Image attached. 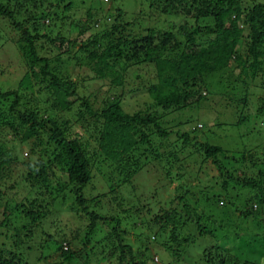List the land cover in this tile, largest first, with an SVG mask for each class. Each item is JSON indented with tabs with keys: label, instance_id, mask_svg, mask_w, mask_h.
I'll return each instance as SVG.
<instances>
[{
	"label": "rangeland",
	"instance_id": "374dc122",
	"mask_svg": "<svg viewBox=\"0 0 264 264\" xmlns=\"http://www.w3.org/2000/svg\"><path fill=\"white\" fill-rule=\"evenodd\" d=\"M0 1L4 4L9 2ZM67 1H45L48 9H51L49 13L55 12L57 18L54 22L50 18L47 19L45 23L51 26L48 29L40 28L39 32L46 33L51 38L58 35L76 41L59 51L52 50L51 47L38 49V55L46 57L51 66H58L59 74L68 76L77 83L79 93L85 96L94 111L97 112L105 102H111L112 99L118 101L127 113L148 111L154 114L153 107H149L151 98L147 91L148 86L156 79L155 66L152 62H135L136 59L128 61L126 68L120 72V83H111L112 76L100 77L88 64L83 63L86 52L79 49L81 41L87 38L92 29L99 26L97 24L93 27L88 26L91 29L80 35L81 24L89 20L86 11L91 5V10L94 8L93 13L98 11V8L101 17L104 13L110 14V18L113 19L115 9L122 10L120 21L116 24H126V32L129 31L135 38L145 35L146 29L150 27L157 33L167 27L173 28L183 22L193 24L194 21L184 15L180 8L166 13L161 7L151 6L149 2L154 3V0H74L73 7L63 12L62 8ZM256 1L264 4V0ZM13 4L14 2H9L6 8L10 11L15 10ZM30 9L31 4H25L19 13H16V19L21 22L24 14H28ZM95 17L97 18V15ZM26 23L31 25V22ZM17 34L10 20L0 14V89L18 91L20 96L18 110L26 111L27 108L35 106L38 118H48L49 112L43 110L48 100L44 87L35 80H32L31 89L18 84L28 68L24 65ZM243 34H246L245 31ZM57 44L56 41L54 45ZM237 49L243 58L247 56V46L243 41L239 42ZM261 49L264 51V46ZM114 69L118 70V67ZM237 70L235 68V72H238ZM229 73H231L229 76L235 74ZM226 86L225 95L215 94V91H209V94L203 91L202 95L205 98L198 105L174 109L164 114L160 112L158 117L169 135L165 139L151 135V140L155 145L166 144L170 148L175 147L177 159L170 158V163L164 161L159 163L148 153L143 155L138 151L137 156L143 168L138 171L134 180L120 187L116 185L119 174L115 165L106 163L100 165L98 161L100 159L97 152L98 134L95 129L90 125L85 126L86 130L83 131L77 117L72 114H61L64 119H69L71 130L82 131L81 138L85 144L86 154L92 159L91 180L83 191L84 198L89 201V211L94 210L96 213H103V216H109L110 212L104 207L113 206L115 209L111 214L118 216L120 220L118 229L125 232L123 242L128 243L134 253L143 250L144 244L150 246V254H146L142 259L143 264H152L153 261L157 262L158 258V263L166 261L168 264L188 262L205 264L204 261H197V258L202 259L203 254L209 252L212 254L215 251L216 255H212L211 259L217 261L225 255V250L221 248V244L224 243L229 254L238 257L239 260L255 262L264 260L261 236H264V207L259 216L262 224L260 226L257 221L242 218L241 211L244 207L241 210V207L235 209L229 205L231 196L238 192L237 186L232 187L236 183L234 177L241 170L235 162L239 156L237 152L243 149L244 153H247V161L250 155L257 166L259 159L264 160V71L257 72L253 79H248L245 86L247 103L244 106H240L239 100L236 106L235 102L229 100L230 98L234 101L239 94L233 90L234 93L228 98L232 88L228 84ZM12 99L3 98L0 102V116L4 114L6 120L15 118L17 113L15 110L9 111L8 106ZM259 106L263 107V113L256 112ZM218 109L223 113L232 114L231 117L228 115L227 119L223 117L219 122L235 126L231 132L226 130L227 128L224 131L216 130L217 138L211 139L212 143L222 145L224 151L223 155L215 156L223 166L220 171L216 170L214 164L205 162L203 151L197 149L199 147L197 142L207 140L205 136L190 131L195 119L202 120L196 123L197 128L201 129L202 123L204 127L208 125L207 123L214 127L217 122L215 119L219 116ZM239 114L246 116L247 119L238 122ZM184 132L189 134L188 143L183 141L181 134ZM235 134L240 139L238 137L233 139ZM53 148L54 144L47 140L46 131L39 130L37 136L22 142L0 121V249L5 247L6 253L3 254L5 264L12 253L16 255L19 264H55L59 262L55 250L57 242L64 239L67 243L69 239H73V244L68 243V249L74 250L75 256L71 261L62 264H103L102 256L96 257L101 250L98 244L103 241H99L101 237L109 233L111 228L101 220L95 222L92 229L89 228L88 216L76 204L75 195L71 194V185L67 184L65 172L63 173L56 164ZM92 151L95 152L94 156L91 155ZM244 161L247 162L245 159ZM39 167L43 169L41 173L44 180L41 177L35 180L28 179V173L34 176ZM257 168L252 166L248 170V175L256 176ZM229 170L232 171V177L227 174ZM109 173L112 181L106 177ZM109 186L113 187L111 191L107 190ZM113 190L114 193L109 194ZM104 191L105 197L96 199V196ZM112 195L116 200L109 201ZM179 195H183L185 201L194 207L195 212L202 215V218L207 214L212 215L211 219L200 221L212 230V234L196 236L195 242L190 246L171 241V223L154 220L156 215L163 212L172 214L171 211L175 209L180 215L181 222L175 232L177 237L181 240L187 234L196 235L198 229L195 227L194 217L182 224L185 215L181 205L183 201L176 199ZM254 207L255 203L252 204V208ZM27 211L33 212L34 215H28ZM170 246L177 252L183 251V254L177 258L171 249L166 251L162 249ZM139 258L140 256H137L134 261L138 262Z\"/></svg>",
	"mask_w": 264,
	"mask_h": 264
},
{
	"label": "trees",
	"instance_id": "16d2710c",
	"mask_svg": "<svg viewBox=\"0 0 264 264\" xmlns=\"http://www.w3.org/2000/svg\"><path fill=\"white\" fill-rule=\"evenodd\" d=\"M8 1L14 2L12 7L15 10L10 11L6 8L9 2L4 4L0 1V14L7 17L13 29L17 31L20 41L19 49L22 52L24 65L28 68L18 84L31 89L32 80H35L43 86L48 94V100H46L43 110L49 113H47L48 118L42 119V117L38 118V110L35 106L27 108L26 111H20L17 109L20 100L18 91H2L0 89V102L3 98H13L8 108L11 112L14 110L17 112L15 118L11 120H6L4 114L1 115V123L9 127L14 136L22 142L37 136L39 130L47 132V140L54 144L52 153L57 161L56 164L63 173L65 172L67 184L71 185V194L75 195L76 204L88 216L89 228L92 229L95 222L100 220L111 228L109 233L101 237L99 241H103L98 244L101 250L96 254V257L102 256L103 264H143L142 259L146 257V254H150V246L144 244L143 250L134 253L131 246L123 242L125 232L118 229L120 223L118 216L111 214V211L115 209L113 206L104 207L110 212L108 217L103 216V213H96L94 210L89 211V201L84 198L83 191L91 180L92 159L86 154L85 144L81 138L82 131L71 130L69 119H64L61 114H72L77 117V122L83 131L90 125L95 129L98 134L97 152L100 157L98 161L100 165L104 163L115 165L119 174L117 187L129 184L134 180L138 171L143 168L137 156L138 151L143 155L148 153L153 160H157L159 163L162 161L170 163V158L177 159L175 147L170 148L166 144L155 145L151 140V135H156L160 139H165L169 135L167 128L162 126L158 117L160 112L164 114L174 109L198 105L205 98L202 95L203 91L208 94L209 91H215V94L225 95L227 94L224 93L227 84L232 88L228 93V98L234 93L233 90L238 92L237 95L239 94L234 101L230 98L229 100L235 102V106L238 100L240 106L246 105L245 86L248 79H253L257 72L264 71V51L261 49L264 46V4L256 0H154V3L150 1L151 6L161 7L166 13L180 8L184 15L192 19L194 23L183 22L176 27H167L157 33L153 27H150L146 29L147 33L141 35L140 38H135L129 31L126 32V24H116L117 21H120L122 10L115 9V15L111 19L110 14L103 13L101 17V14H98L100 10L98 8V11L95 10L97 13L95 11L93 13L94 8L91 10L92 6L90 5L86 11V17L89 20L81 24L80 35L86 33L95 24L99 26L92 29L87 38L81 41L79 49L86 52L83 63L88 64L100 77L112 76L111 83H120V72L132 59H136L135 62H152L155 66L156 79L148 86L147 90L151 98L149 107H153L152 110L155 113L137 111L130 114L122 109L118 101L115 102L112 99H109L111 102H105L97 112L94 111L85 96L79 93L77 83L68 76L59 74L58 66H51L46 57L38 55V49L44 50L51 47L52 50L59 51L76 41L58 35L51 38L46 33L40 34V28L48 29L51 26V24L45 23L47 19L50 18L54 22L57 18L55 12L49 13L51 9H48L46 0ZM29 3L31 4L30 12L25 13L24 19L20 22L16 19V13H19L18 11ZM74 3V0H68L62 8L63 12L69 10L71 6L73 7ZM108 20L110 21L107 22ZM205 21L207 23H203ZM26 22H31V25ZM244 31L246 34H243ZM56 41L58 44L55 46ZM240 41H243L247 46L248 54L245 58L240 55L237 49ZM115 67H118V70H115ZM235 68L238 69V72H235ZM229 72L235 74L229 76L231 74ZM256 112L263 113V107H257ZM217 113L219 116L215 119L217 122L214 127L209 123L204 127L202 123L201 129L197 128L196 123L202 122V120L195 119L190 131L205 136L207 140L197 142L199 146L197 149L203 151L206 157L205 162L209 161L215 165L217 171H220L223 166L218 159H215V156L223 155L224 151L222 145L211 141L213 138H217L216 130L224 131L227 128L226 130L231 132L235 126L231 127L229 124L219 122L223 117L226 119L228 115L231 117V113H223L219 109ZM259 117L261 118V115ZM244 119L247 117L239 114L238 122ZM181 135L183 141L188 143V132ZM233 136H235L233 139H237L236 137L240 139L236 134ZM237 153L239 156L235 162L241 170L234 177L236 183L232 187L237 186L238 192L231 196L229 205L235 209L241 207V210L244 207L241 211L242 218L253 222L257 221L256 223L260 224L259 216H261L264 207V160L259 159V166H257L250 155V159L247 161V153L245 154L243 149ZM94 154L95 152L92 151L91 155L94 156ZM251 165L255 168L258 167L256 176L248 175V170L252 168ZM42 171V167H39L34 176L28 173L27 178L31 180H35L37 177L42 178ZM231 172V170L227 171L230 177H232ZM106 177L108 180H113L111 173L106 174ZM224 185L225 181L223 188ZM112 189V186L107 187L108 191ZM106 191L99 193L96 199L105 197ZM112 193L114 190L109 194ZM110 198L109 201L116 200L114 195ZM176 199L183 201L181 205L185 218L182 224L194 217L198 232L196 235L187 234L180 240L175 234L181 225L180 215L175 209L171 211L172 214L163 212L161 215H156L154 220L171 223V241L175 244L190 246L195 242L196 236L212 234L209 227L200 223L205 219L206 221L211 219L212 215L207 214L202 218L203 216L197 214L194 207L185 201L183 195L177 196ZM253 203H255L254 208H252ZM117 204L119 203L117 202ZM27 212L30 216L34 215L33 212ZM261 236L264 248V236ZM68 241L69 244H73V239ZM68 243L65 239L58 240L55 250L58 253L59 262H55V264L67 263L75 256V251L68 249ZM226 247L225 243L221 244L225 255L217 261L211 259L212 255H216V251L212 254L210 252L203 254L202 259L198 257L197 261H204L205 264H264V260L261 259L256 262L239 260L238 257L229 254ZM4 248L3 246L0 249V264L6 262L3 258V254L6 253ZM162 249L164 251L171 249L172 254L177 258L183 254V251L177 252L171 246ZM137 256L140 258L138 262H135ZM16 259V255L12 253L7 264H19ZM158 261H153L152 264H168L166 261H162V263H158ZM187 264L194 263L188 262Z\"/></svg>",
	"mask_w": 264,
	"mask_h": 264
}]
</instances>
